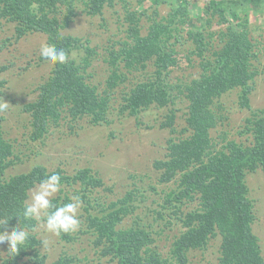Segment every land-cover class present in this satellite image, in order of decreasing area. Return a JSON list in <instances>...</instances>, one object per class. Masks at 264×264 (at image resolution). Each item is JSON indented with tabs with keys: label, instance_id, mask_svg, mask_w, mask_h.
<instances>
[{
	"label": "trees",
	"instance_id": "trees-1",
	"mask_svg": "<svg viewBox=\"0 0 264 264\" xmlns=\"http://www.w3.org/2000/svg\"><path fill=\"white\" fill-rule=\"evenodd\" d=\"M77 1L82 2L91 15L102 14L107 6L118 4L125 12L123 18L127 23L128 38L119 40L116 50L112 48L111 66L102 90L89 81L83 67L72 57L76 49L83 48L85 57L91 53L94 49L90 39L83 42L81 37L61 31L75 14ZM134 1L0 0V28L5 21L13 22L16 39L35 31L46 33L47 43L56 44L70 56L67 64L54 65L52 74L38 87L37 98L23 105V110L31 117L29 141L43 140L50 121L58 120L63 108H67L73 118L90 115L96 124L108 122L117 89L122 98L121 110H128L129 114L153 107L167 108L161 125L171 127L173 134L167 142V156L156 159L154 166L161 172V183L178 180L162 197L163 201L157 202L163 207L165 204L177 206L175 212L180 208L178 202L187 204L186 199L199 197L200 204L183 219L186 230L175 235L171 252L176 264H188L189 250L205 248L218 231L223 234L222 264H264L259 239L253 232L255 213L246 181L247 170L262 168L264 171V117L242 131H250L252 135L247 137L246 143H238L225 132L222 135L225 145L219 148L211 134L222 122L218 114L223 106L221 97L229 89L243 87L242 105H250L253 87L249 82L255 74L251 60L256 57L255 48L261 46L262 41H252L248 24L240 21L236 8L254 4L263 9L264 0H206L207 15L202 26L210 27L213 18L217 17L218 22L226 23L227 27L204 32L197 30L194 24L187 31V37L182 41L190 45L182 50H186L185 56L191 63L198 56L202 67L200 75L190 83L172 76L181 59L175 45L182 36L179 31L193 19L188 10L190 0H177L181 5L168 18H158L155 16L158 13L150 16L145 10L140 12L133 8ZM62 12L67 13L64 24L59 17ZM145 14L150 25L144 35L140 22ZM217 42L223 45L219 47ZM2 70L4 67L0 66ZM127 82L130 86L124 85ZM5 83L6 80L0 78V102ZM179 99L187 101L185 123L180 129L173 125ZM3 121L4 116L0 114V218L11 220L9 230L23 225L31 235L26 246L15 255L9 254L8 245L7 255L0 257V264H46L47 254L42 250L44 240L37 232L39 223L22 221L23 204L29 200L30 191L46 176L58 173L63 187L53 198V203L60 205L70 202V187L75 184L82 186V189H76V194L87 198L86 190L102 186L104 181L88 167L69 174L60 167L49 170L44 164H36L26 172L7 177V169L22 159L15 153L12 140L5 136ZM139 194L138 187L130 189L94 213H91V207L96 209L95 204L86 199V213L82 215L84 220L78 233L95 234V246L103 247L117 264H175L153 246L154 233L158 231L140 223L143 218L136 213L138 206L134 203ZM154 212L156 218L168 225L162 211L155 209ZM129 214L133 220L131 224H125ZM78 233L58 236L63 242L73 243L77 241ZM52 264L94 263H83L77 255L64 251Z\"/></svg>",
	"mask_w": 264,
	"mask_h": 264
},
{
	"label": "rangeland",
	"instance_id": "rangeland-1",
	"mask_svg": "<svg viewBox=\"0 0 264 264\" xmlns=\"http://www.w3.org/2000/svg\"><path fill=\"white\" fill-rule=\"evenodd\" d=\"M207 3L206 0H190L188 4L193 24L188 21L184 30L179 31L182 36L175 45L180 50L179 58L181 59L179 66L172 72L173 79L180 77L183 81L190 83L194 77L200 75L202 70L200 58L196 56L191 63L185 56L186 50H182L190 45L187 42L183 44L182 39L187 37V31L194 24L197 30L203 29L204 32L227 27L226 23L220 24L217 17L213 18L210 27L202 26L206 20L204 16L207 12L204 7ZM134 5L133 8L136 7L140 12L148 11L147 14L150 16L158 13L156 17L168 18L172 11L180 7L181 2L135 0ZM243 7L245 6L235 7L239 12L240 21L248 24L252 41L256 43L262 41V45L255 48L257 55L251 60L255 74L249 82L253 87L249 99L250 105L248 107L242 105L244 89L241 86L229 89L221 97L223 106L218 114L222 122H219L211 132L219 148L225 145L222 139L225 132L238 143H246L247 137L250 138L252 135L248 130L244 133L242 131L254 126L258 118L264 117V7L262 9V6L254 4H249L247 8ZM75 9V14L66 25L62 26L61 31L64 34L81 37L83 42L90 39L89 43L94 50L85 57L86 51L83 48L76 49L72 57L83 67L82 71L89 81L99 85L102 90L106 85L107 71L111 66L112 48L116 50L117 42L128 38L127 23L123 18L125 12L118 4L115 7L107 6L102 14L91 15L79 1L76 2ZM65 14L67 13L62 12L59 15L62 24L65 23ZM201 16L203 18H200ZM232 17V15L229 16L231 21ZM149 25L150 19L145 14L140 22L141 33L145 35ZM171 40L174 41V38ZM43 43H47L46 33L35 31L16 39L13 22L5 21L0 28V66L4 67V70L0 71V78L6 80L3 87L5 91L3 100L9 103V107L0 111V114L4 116V134L12 140L15 153L22 159L7 169V177L26 172L36 164H44L49 170L60 167L69 174H73L80 168H91L103 179L104 185L86 190L87 198L82 194L79 195L83 202L79 216L81 224L84 220L82 215L86 213L84 206L87 205L86 199H90L92 204H95L96 209L91 207V213H94L117 197L125 195L128 190L138 187L140 194L134 203L138 206L136 213L141 214L143 218L140 223L144 227L148 226L158 231L154 233L153 246L163 257L170 259V263L176 264L171 252L175 235L179 236L186 230L183 219L190 210L200 207V204L199 197L193 200L186 199L187 204L178 202L180 208L175 212L177 206L175 208L165 204L166 207H163L157 202L163 201L162 197L171 186L176 185L178 180L161 183V172L154 166L156 159L167 156V142L173 134L171 127L161 125L168 109L153 107L141 110L137 114H129L128 110H121L122 98L117 89L108 122L96 124L91 120L90 115L73 118L68 109L63 108L59 119L50 121L49 131L43 140L29 141L31 117L23 110V105L37 98L38 87L52 74L54 68V65L40 56L39 49ZM217 44L219 47L223 45L221 42ZM124 85L130 86V83L127 82ZM186 106L185 99H179L176 104L177 112L173 125L179 129L185 123ZM246 181L255 213L253 232L259 239L264 257V171L262 168L254 171L247 170ZM76 189H82V186L75 184L74 187H70L71 196L77 195ZM99 202L103 203L98 204ZM155 209L163 212L166 216L165 221H169L168 225H164L161 219L156 218ZM133 213L135 211L131 214ZM131 214L128 215L125 224H131L133 220ZM37 232L39 237L47 242L45 247L42 245V250L47 254L46 264H52L64 251L77 255L83 263L117 264V260H114L111 254H106L103 247L95 246L96 235L92 232L78 233L77 231L78 239L73 243L63 242L58 235L47 232L42 223L38 224ZM222 243L223 234L218 231L205 248L189 250L188 264H222ZM7 252V242L0 243V257L7 255Z\"/></svg>",
	"mask_w": 264,
	"mask_h": 264
},
{
	"label": "clouds",
	"instance_id": "clouds-1",
	"mask_svg": "<svg viewBox=\"0 0 264 264\" xmlns=\"http://www.w3.org/2000/svg\"><path fill=\"white\" fill-rule=\"evenodd\" d=\"M60 36L58 35L57 39ZM40 56L52 65L67 64L70 56L56 44L43 43L39 49ZM9 107V103L0 102V111ZM63 185L61 176L58 173H52L46 176L36 189L30 192V199L23 204L22 221H36L42 223L45 230L49 233L71 234L77 232L81 227L80 210L82 208V199L79 195L70 197V202L60 205L53 203L55 194L60 192ZM9 220L7 217L0 218V243L7 242L9 245V254L19 253L30 239V231L23 225L9 230ZM45 247L47 242L42 241Z\"/></svg>",
	"mask_w": 264,
	"mask_h": 264
}]
</instances>
